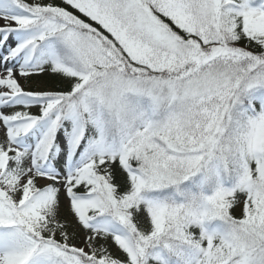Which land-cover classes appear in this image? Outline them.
Returning <instances> with one entry per match:
<instances>
[{
    "label": "snow or ice",
    "instance_id": "obj_1",
    "mask_svg": "<svg viewBox=\"0 0 264 264\" xmlns=\"http://www.w3.org/2000/svg\"><path fill=\"white\" fill-rule=\"evenodd\" d=\"M0 21V264H264V0Z\"/></svg>",
    "mask_w": 264,
    "mask_h": 264
},
{
    "label": "rangeland",
    "instance_id": "obj_2",
    "mask_svg": "<svg viewBox=\"0 0 264 264\" xmlns=\"http://www.w3.org/2000/svg\"><path fill=\"white\" fill-rule=\"evenodd\" d=\"M0 23H2V21H0Z\"/></svg>",
    "mask_w": 264,
    "mask_h": 264
}]
</instances>
